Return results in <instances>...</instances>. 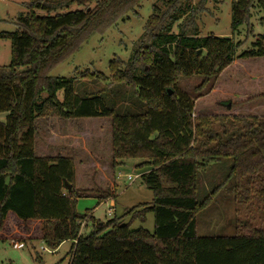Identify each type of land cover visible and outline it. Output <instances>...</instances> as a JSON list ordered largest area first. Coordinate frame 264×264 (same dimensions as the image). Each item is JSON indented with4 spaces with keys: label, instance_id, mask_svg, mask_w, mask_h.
Here are the masks:
<instances>
[{
    "label": "trees",
    "instance_id": "obj_1",
    "mask_svg": "<svg viewBox=\"0 0 264 264\" xmlns=\"http://www.w3.org/2000/svg\"><path fill=\"white\" fill-rule=\"evenodd\" d=\"M181 1H164V11L153 6L128 61L116 58L110 63L115 81L127 84L141 102L137 114L117 115L99 95L80 97L72 82L48 74L94 32L106 30L121 14L134 12L140 0H29L27 13L16 18V30L0 34L11 46L10 64L0 68V227L9 213L22 222H44L49 231L41 239L49 248L72 243L69 264H264V227L248 225L244 233L231 237L196 234L197 213L227 181L234 183L239 196L249 194L252 186V195L264 205V114L253 112L258 108L255 102L264 100V86L259 85V78L264 79V37L257 36L250 51L235 56L242 43L200 38L193 21L178 34L170 33ZM70 5L84 8L57 13ZM255 5L264 12V0L232 3L233 30L248 22ZM199 50L205 54L199 56ZM235 68L247 73L249 79H243L247 83L233 82L230 89L224 84L222 89L227 96L235 91L252 96L245 101L239 96L243 105L225 96L216 106L227 114L236 113L234 118L239 113L249 116H244L243 132L228 135L224 130L218 135L208 130L209 121L218 115L196 112L202 95L192 99L179 90L177 77L198 75L203 84L226 82L234 78ZM42 94L46 98L41 99ZM246 104L248 109H236ZM44 119L110 121L112 169L115 159H150L152 170L140 179L152 191V202L139 213L135 207L132 212L137 217L129 222H124V215L101 223L90 214L77 213V200L90 196L75 187L73 159L35 154L36 122ZM224 160L231 162L225 181L200 200L198 171ZM64 183L71 186L70 192ZM102 196L101 201L108 193ZM148 212L154 217L152 233L131 228L135 219L144 222ZM89 221L92 232L82 236V224Z\"/></svg>",
    "mask_w": 264,
    "mask_h": 264
},
{
    "label": "rangeland",
    "instance_id": "obj_2",
    "mask_svg": "<svg viewBox=\"0 0 264 264\" xmlns=\"http://www.w3.org/2000/svg\"><path fill=\"white\" fill-rule=\"evenodd\" d=\"M164 1L167 0H140L134 7V12L123 13L116 23L106 30L92 33L93 35L76 53L52 68L48 75L72 82L74 93L80 97L99 95L117 115L139 113L142 109L141 102L127 84L115 81L110 63L116 58L124 63L128 61L136 47V42L143 34L147 19L153 14V6L164 11ZM234 1L236 0H182L181 12L177 14L178 21L171 27L170 33L178 34L187 23L191 24L193 21L200 38L209 36L229 38L234 44L242 43L236 50L235 56L248 52L252 49L257 36L264 37V12L255 5L250 11L248 22L233 30L231 7ZM27 3L29 0H0V34L13 33L16 30V18L20 14L27 13L25 8ZM89 7L92 8L93 4ZM81 8L84 7L70 5L57 13ZM36 13L46 14L42 11ZM199 51H201L199 56L205 54L204 51ZM10 61V41L0 39V68L7 67ZM244 64L248 65V63ZM233 72L234 78L231 81L217 79L215 82L210 80L205 84L202 83L204 78L198 75L177 77L176 85L179 90L192 99L202 95L199 99L201 105L197 106L199 110L196 108V112L205 116L218 115L217 120L209 121L208 129L218 135H222L224 130L228 135H235L237 131L243 132L247 121L244 120V116H249V113L245 115L239 113L238 117L234 118L232 114L236 113L227 114L226 109L216 106L225 96L231 99L230 102L234 99L237 105H243L240 102L252 96L251 93L241 95L236 91L227 96L228 92L224 91V84H228V87L225 86L230 89L229 86L233 82L240 86L247 83L246 80L243 82L247 77L245 71L241 72L235 68ZM224 74L225 72H222L220 76ZM259 79V85L263 87L264 79L263 77ZM41 97V99L46 98V94H42ZM58 98L62 99V92L58 93ZM263 103L264 100L255 102L258 106L253 111L258 113L255 114L256 116L264 114ZM236 109H248V106L246 104ZM222 125H225V128ZM36 127L37 156L61 155L73 159L75 187L88 191L84 192L83 196H90L77 200L76 211L80 215L91 214L94 221L101 223L124 215V222H129L133 215L137 217L136 213L142 211L143 206L152 202V191L148 190L140 179L142 174L152 170L148 165L150 159L146 157L115 159L116 167L112 169L110 121L44 119L37 121ZM204 139L199 138L198 141ZM230 163V160H224L219 164L210 163L201 167L198 171L197 184L200 200L210 195L217 185L225 181ZM249 186L246 185L244 188L248 189ZM250 189L249 194L247 192L239 196L235 192L234 183L227 181L197 213L196 234L203 237H231L244 233L248 225L264 227V205L252 195V186ZM103 193H108V197L101 201L98 197H103ZM112 201L114 202L111 203ZM135 207H139L136 210L138 212L133 213ZM4 222L0 227V264H69L72 243L67 241L56 249L49 248L41 239L49 231L44 222L40 223L37 220L22 222L12 214ZM92 224V221H89L81 227L82 236L92 232ZM131 228H143L152 233L153 214L146 213L144 222L135 219Z\"/></svg>",
    "mask_w": 264,
    "mask_h": 264
},
{
    "label": "water",
    "instance_id": "obj_3",
    "mask_svg": "<svg viewBox=\"0 0 264 264\" xmlns=\"http://www.w3.org/2000/svg\"><path fill=\"white\" fill-rule=\"evenodd\" d=\"M201 51H198V55L200 54ZM169 94H171V92H169ZM64 188L67 192L71 191V186L67 183H64Z\"/></svg>",
    "mask_w": 264,
    "mask_h": 264
},
{
    "label": "crops",
    "instance_id": "obj_4",
    "mask_svg": "<svg viewBox=\"0 0 264 264\" xmlns=\"http://www.w3.org/2000/svg\"><path fill=\"white\" fill-rule=\"evenodd\" d=\"M113 202H114V201H112L111 203H113ZM11 214H12V213H9V214L7 215V218H8L9 215H11ZM12 215H13V214H12ZM90 215H91V214H90ZM13 216H14V215H13ZM14 217H15V216H14ZM92 217H93V216H92ZM7 218H6V220H7ZM15 218H16V217H15ZM6 220H5V221H6ZM38 222L41 223L42 221H38ZM4 223H5V222H4ZM84 224H85V223H84ZM84 224H82V226H83ZM85 225H86V224H85ZM81 229H82V228H81ZM80 234H81V231H80Z\"/></svg>",
    "mask_w": 264,
    "mask_h": 264
}]
</instances>
